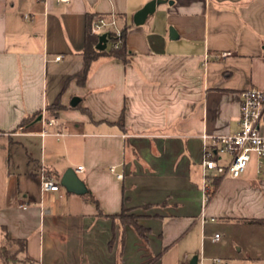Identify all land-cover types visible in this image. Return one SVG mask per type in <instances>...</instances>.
Wrapping results in <instances>:
<instances>
[{
  "label": "crops",
  "instance_id": "obj_1",
  "mask_svg": "<svg viewBox=\"0 0 264 264\" xmlns=\"http://www.w3.org/2000/svg\"><path fill=\"white\" fill-rule=\"evenodd\" d=\"M149 1L0 0V246L26 240L11 264H264V222L246 221L264 219V157L218 176L201 216L202 134L237 132L242 92L264 90V0H166L135 24ZM110 13L128 60L67 81ZM68 168L85 193L61 185Z\"/></svg>",
  "mask_w": 264,
  "mask_h": 264
},
{
  "label": "built area",
  "instance_id": "obj_2",
  "mask_svg": "<svg viewBox=\"0 0 264 264\" xmlns=\"http://www.w3.org/2000/svg\"><path fill=\"white\" fill-rule=\"evenodd\" d=\"M91 31L98 35L99 40L100 36L105 34L107 46L118 48L123 42V29L116 13L95 16L91 22ZM61 57L57 55L55 59L60 60ZM240 107V128L237 132L225 135L202 134L201 168L204 207L201 216L203 222L207 220L204 209L210 196L209 185L213 176L238 177L246 170L254 156L257 157L259 165L263 164L264 134L260 130V119L264 112V90L257 87L244 90L241 94ZM41 116L45 123L47 118L45 110ZM42 133L45 134V131L42 130ZM77 170H83V166H79ZM111 171H115L114 166L111 167ZM118 177H123V174H118ZM41 188L43 191L59 190L60 183L43 170ZM215 236L218 238L219 233ZM215 260L221 261L220 258Z\"/></svg>",
  "mask_w": 264,
  "mask_h": 264
},
{
  "label": "trees",
  "instance_id": "obj_3",
  "mask_svg": "<svg viewBox=\"0 0 264 264\" xmlns=\"http://www.w3.org/2000/svg\"><path fill=\"white\" fill-rule=\"evenodd\" d=\"M93 20V19H92ZM91 26V23H89ZM125 36H126V30H123V42L120 44L118 48H113V47H106L105 49L101 50L97 48L98 42H99V37L97 34L92 33L91 27H89V33L87 35V40H86V45L83 49V56H84V66L81 71L75 73L74 75H71L67 81L77 78L79 83H84L87 74L89 71L90 64L93 60L99 58L102 55H113L116 57H119L125 61L128 60V49L125 43ZM29 117L24 118L21 121V124H25L28 121ZM124 119L123 116L120 118V123L123 125ZM218 176H214V179L212 180V187L209 189L210 190V197L214 193L218 182H219ZM119 216L124 219L125 221H131V216L126 213V209L123 208L122 212L119 214ZM248 222H264V219H248L246 220ZM135 226V228L142 234L143 229L140 224L135 222V220L132 222ZM26 248V240L25 239H13L9 236V234L5 233L4 234V241L0 246V256H1V261L3 264H11V262H15L18 260L17 257V252L18 250L22 251Z\"/></svg>",
  "mask_w": 264,
  "mask_h": 264
},
{
  "label": "water",
  "instance_id": "obj_4",
  "mask_svg": "<svg viewBox=\"0 0 264 264\" xmlns=\"http://www.w3.org/2000/svg\"><path fill=\"white\" fill-rule=\"evenodd\" d=\"M164 1L166 0H151L148 3H146L141 9H139L135 13L134 15L135 24L139 25L144 23L148 15L155 11L157 3H161ZM170 32H171V36H173L174 38L177 37V34H175L174 29H171ZM106 47H107V38L105 34H102L100 36V40L97 45V48L103 50ZM77 100H78L77 98L74 99V101ZM60 183L70 192H74L77 194H82L86 192V185L84 181L79 177V175L73 168H68L63 173Z\"/></svg>",
  "mask_w": 264,
  "mask_h": 264
}]
</instances>
